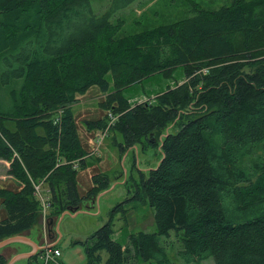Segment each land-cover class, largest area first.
<instances>
[{"label":"trees","instance_id":"obj_1","mask_svg":"<svg viewBox=\"0 0 264 264\" xmlns=\"http://www.w3.org/2000/svg\"><path fill=\"white\" fill-rule=\"evenodd\" d=\"M91 1L0 0V147L7 152L0 150L22 183L21 191L0 188V239L31 228L39 204L33 180L44 177L57 213L108 188V178L94 174L85 195L77 191L87 152L68 105L78 95L93 85L106 89L107 75L120 92L181 67L188 76L200 72L192 85L133 107L122 94L112 98L118 117L110 130L121 135L119 147L143 139L155 146L150 132L191 101L199 106L162 138L158 164L139 173L156 229L131 234L130 243L161 264V238L181 232L177 254L187 263L264 264V0L214 9L189 0L191 15L124 36L112 17L136 0H110L102 13ZM106 119L87 126L104 129ZM112 234L108 220L80 241L85 264H122L126 250Z\"/></svg>","mask_w":264,"mask_h":264},{"label":"rangeland","instance_id":"obj_2","mask_svg":"<svg viewBox=\"0 0 264 264\" xmlns=\"http://www.w3.org/2000/svg\"><path fill=\"white\" fill-rule=\"evenodd\" d=\"M110 0H92L91 6L95 13H102L109 5ZM199 8L214 9L222 5H229L232 0H192ZM249 1V0H247ZM189 0H136L127 7L117 11L112 21H121L122 27L119 36L130 35L152 26L171 22L192 13ZM204 69V68H203ZM201 69V72L202 70ZM200 72L184 74L181 67H174L164 74H157L145 78L140 82L116 92L112 86V78L107 75L109 85L106 89L98 85L90 86L83 94L76 97L74 102L68 105L77 126L79 140L87 152L85 155V167L78 168L76 174L77 191L83 196L94 184L92 176L101 174L108 178V188L100 190L96 196L80 202L76 208H66L64 211L50 212L49 199L47 198V183L44 177L32 181L34 188V200L36 205V217L30 229L17 235H23L27 243L12 241L0 248V254L9 264L17 255L28 252L37 254L19 259L14 264H45L39 253L46 246L57 245L61 256L58 261L63 264H85V253L80 241L86 240L92 233L108 220L113 228L112 238L124 248L125 257L122 264H158L155 258L149 257L148 252L139 254L137 247L130 243V235L155 232L156 226L153 218V210L149 206L144 192L140 187L139 173L147 175L148 170L158 164L161 151L160 142L169 132H174L181 119L192 116L199 110L196 100L191 101L187 107L182 108L180 115L173 122L160 130H154L152 134L156 141L155 146H149L142 142L127 147L118 143L122 142L120 134L109 130L106 137L100 143L94 140V136L100 129L88 128V123L93 120L103 119L111 106L115 104L112 98L122 94L129 107L138 103H149L157 96H162L166 91L184 85L186 82L195 81V76ZM203 73V72H202ZM192 85V83H190ZM191 92L193 91L190 87ZM195 91V90H194ZM199 95L194 92L192 96ZM193 105V106H192ZM116 107V106H115ZM61 113V112H60ZM1 150L7 152L5 148ZM0 150V188L12 191H21L22 183L19 174H16L10 159L2 156ZM12 154L14 152L12 151ZM5 214V207L0 198V218ZM75 214V215H74ZM6 238L0 239V241ZM164 248L165 261L161 264H214L212 257H208L199 263H187L179 258L177 251L181 245V232H172L168 237H163L158 244ZM156 251L155 247H150ZM103 259L107 257L102 252Z\"/></svg>","mask_w":264,"mask_h":264},{"label":"built area","instance_id":"obj_3","mask_svg":"<svg viewBox=\"0 0 264 264\" xmlns=\"http://www.w3.org/2000/svg\"><path fill=\"white\" fill-rule=\"evenodd\" d=\"M57 117H59V115H57ZM118 115H115L114 113H112L111 111H108L106 113V126L104 129H101L99 131H97L96 135L93 137L94 140L96 142H98V144L100 143V141L106 137L108 131L110 130V127L114 124V122L117 120ZM56 120H58V118H56ZM74 167H76V163L73 165ZM34 188L37 191V186ZM40 254L42 259H44L45 264L49 261H54L55 258L60 256V250L54 246H46L44 247L42 250H40Z\"/></svg>","mask_w":264,"mask_h":264},{"label":"water","instance_id":"obj_4","mask_svg":"<svg viewBox=\"0 0 264 264\" xmlns=\"http://www.w3.org/2000/svg\"><path fill=\"white\" fill-rule=\"evenodd\" d=\"M150 136H151V134H150ZM152 141H153V140H152ZM23 239H25V238L22 237V236H20V235H13V236L6 237V239L0 241V248H1L2 246H4L5 244L9 243V242L16 241V240H23ZM30 254H31V253L26 254L25 257H28ZM20 257H21V256H20ZM14 259H15V258H14ZM14 259H13V260H14ZM16 259H17V258H16ZM13 260H12V261H13Z\"/></svg>","mask_w":264,"mask_h":264},{"label":"crops","instance_id":"obj_5","mask_svg":"<svg viewBox=\"0 0 264 264\" xmlns=\"http://www.w3.org/2000/svg\"><path fill=\"white\" fill-rule=\"evenodd\" d=\"M75 215V214H74ZM20 236H22V237H24L23 235H20ZM25 239H27L26 237H24ZM16 241H20V242H22V243H27V244H30L29 242H26L25 240H16ZM56 248H58L57 247V245H56ZM28 253H31L29 256H31V255H34V254H37L36 252H28ZM28 253H22V254H20V255H17V256H15V257H13L12 259H11V261L9 262V264H14L17 260H19V259H25L26 257V254H28ZM21 256V257H20ZM60 256H61V252H60ZM59 256V257H60ZM15 258V259H14ZM17 258V259H16ZM14 259V260H13ZM13 260V261H12Z\"/></svg>","mask_w":264,"mask_h":264}]
</instances>
